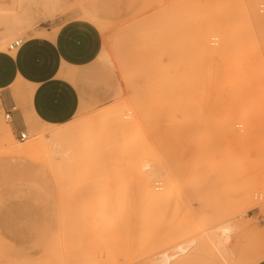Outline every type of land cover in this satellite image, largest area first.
<instances>
[{
    "label": "rangeland",
    "instance_id": "374dc122",
    "mask_svg": "<svg viewBox=\"0 0 264 264\" xmlns=\"http://www.w3.org/2000/svg\"><path fill=\"white\" fill-rule=\"evenodd\" d=\"M246 1L83 0L99 14L95 21L78 0H62L53 16L24 28L10 14L21 10L0 16V49L68 20L89 22L101 35L95 60L69 74L80 93L75 115L27 120L24 145L74 128L68 154L23 151L13 132L0 133V264H150L185 245L171 260L178 264L195 253L198 237L232 220H251L254 232L232 233L230 263L264 254V189L253 183L264 178V37L246 17ZM254 9L264 16V0ZM210 26L232 38L216 60L222 75L213 78L195 39ZM208 43L218 48L220 35ZM1 125L9 126L2 114ZM146 164L173 180L164 207L147 201L135 178L133 166ZM162 178L151 181L156 192L168 189ZM241 185L252 186L251 205L238 202ZM143 207L152 209L147 231L134 219ZM185 263L207 264L195 256Z\"/></svg>",
    "mask_w": 264,
    "mask_h": 264
},
{
    "label": "crops",
    "instance_id": "0c3cea01",
    "mask_svg": "<svg viewBox=\"0 0 264 264\" xmlns=\"http://www.w3.org/2000/svg\"><path fill=\"white\" fill-rule=\"evenodd\" d=\"M21 40L13 50L0 49V115L11 110L7 123L15 136L29 116L63 123L75 115L80 93L69 74L91 64L101 48L98 30L82 20L49 23Z\"/></svg>",
    "mask_w": 264,
    "mask_h": 264
},
{
    "label": "bare ground",
    "instance_id": "6f19581e",
    "mask_svg": "<svg viewBox=\"0 0 264 264\" xmlns=\"http://www.w3.org/2000/svg\"><path fill=\"white\" fill-rule=\"evenodd\" d=\"M2 0H0L1 2ZM5 2L0 4V16L6 17L8 14V10H21L22 13L10 12L11 17L17 20V22H25L21 28L27 27L28 24L33 20V18L38 16L51 17L54 15L57 6L62 4V0H4ZM260 0H247L244 4L243 10L246 17L250 20H254V22L258 25L263 33L264 37V16H259L255 11V6ZM80 5L81 13L84 17L90 18L95 21H100V16L93 9L85 8L83 5V0H78ZM99 18V19H98ZM29 26V25H28ZM18 27L10 28L7 32L12 34L16 32ZM220 35L221 43L218 48H212L209 46L208 37ZM196 45L199 48V51L204 54V56L208 59L209 65V78L218 77L222 75V72L219 70V66L216 63V60L219 61L221 59L220 56L226 54L229 51V48L232 44V38L225 34V31L220 30L218 28H203L197 32L196 36ZM204 57V58H205ZM234 60H237V57L234 56ZM213 60V61H212ZM208 74V73H207ZM134 117L138 116V110H134ZM234 115V114H232ZM250 115L247 116L249 118ZM123 118H127L125 113L122 115L121 112L116 114V119L119 122H122ZM233 117L229 116L227 118L228 122L226 124V132L232 131V126L230 120ZM249 120V119H248ZM129 123H125L123 125H128ZM251 125L248 126V130H251ZM264 127V126H263ZM255 128H253L254 130ZM74 130V128H53L51 131V138L45 139L43 136L39 137L36 143H26L22 142L23 147L22 150L26 151L29 149H40L46 151L51 157H59L64 154H68L66 149H64L65 138H67V133L69 131ZM12 132L10 126L1 125L0 133L4 132ZM17 136V134H16ZM15 136V137H16ZM30 141V140H28ZM27 141V142H28ZM261 154L264 156V142L261 144ZM135 178L140 183L141 188L143 189L144 197L149 202H157V203H165L167 199L171 197L170 189L173 185V180L168 175H164L165 171H158L157 168L151 167V165L146 164L144 166H133ZM161 176L165 181L166 186H168L167 190L163 192H156L154 187L151 185V181L156 177ZM254 186H259L264 189V178L257 179L253 181ZM252 186L241 185L238 188V202L244 205H251V188ZM164 207L163 204H160ZM158 205V206H160ZM152 209H148L147 207H143L138 213L135 214V224L138 225L139 228H142V231H147L149 229L148 224L150 223ZM250 218V217H249ZM213 229L209 236L201 235L196 239L197 248L194 254L188 255L187 257L183 256L181 260H179L178 264H187L185 261L191 257L198 258L202 261L207 262V264H231V250L230 247L233 245L232 233L233 232H251L252 231V221H238L232 220L225 223H216L213 225ZM187 247L185 245H178L173 252H163L154 257L150 264H171V260L175 257L181 256ZM264 259V254H258L256 256H251L248 260L245 261L244 264H258L261 260Z\"/></svg>",
    "mask_w": 264,
    "mask_h": 264
},
{
    "label": "built area",
    "instance_id": "2783aa9c",
    "mask_svg": "<svg viewBox=\"0 0 264 264\" xmlns=\"http://www.w3.org/2000/svg\"><path fill=\"white\" fill-rule=\"evenodd\" d=\"M21 42H22L21 38H16L8 44L7 48L10 50H13L17 48L21 44ZM11 109L14 110L16 109V107L13 106ZM10 113H11V110H8V111H5L3 114V118L6 122L10 120ZM16 138L19 141L23 142L29 138V134L27 133V130H21L17 133Z\"/></svg>",
    "mask_w": 264,
    "mask_h": 264
}]
</instances>
